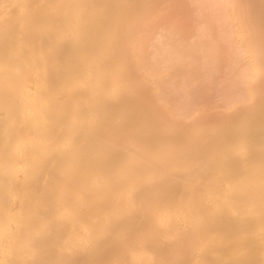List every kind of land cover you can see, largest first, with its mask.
<instances>
[{
    "label": "bare ground",
    "instance_id": "bare-ground-1",
    "mask_svg": "<svg viewBox=\"0 0 264 264\" xmlns=\"http://www.w3.org/2000/svg\"><path fill=\"white\" fill-rule=\"evenodd\" d=\"M0 264H264V0H0Z\"/></svg>",
    "mask_w": 264,
    "mask_h": 264
}]
</instances>
